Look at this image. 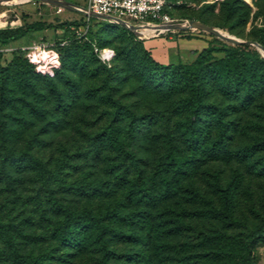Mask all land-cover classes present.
<instances>
[{
    "label": "rangeland",
    "instance_id": "374dc122",
    "mask_svg": "<svg viewBox=\"0 0 264 264\" xmlns=\"http://www.w3.org/2000/svg\"><path fill=\"white\" fill-rule=\"evenodd\" d=\"M67 1L79 6L86 4V0ZM215 1L216 4L211 5ZM221 1L183 0L186 5L174 10L173 16L190 19L204 12L208 16V23L224 33L241 40L256 41L264 47V0L256 3L243 0L250 7L245 24L224 22L219 10ZM85 20L87 17L80 11L42 0L9 5L0 3V65L6 66L12 56L22 54L25 46L35 43L54 47L59 38L71 36L73 32V37L86 35L89 38L90 35L100 38L101 43L108 34L109 48L103 49L105 51L111 48L121 50L125 45L126 37L119 26L106 27L105 21L90 18L87 31ZM63 21H75L79 27L67 33L55 27L42 31L30 30L19 40L10 38L14 29L24 28L31 23ZM131 25L142 27L134 23ZM230 25L233 26L229 28ZM105 27L108 31L100 30ZM186 31L187 36L195 32L210 36L211 45L217 48L213 53L216 58L223 57V49L231 46L205 32ZM171 32L177 33L178 30L164 33ZM148 39L141 40L142 46L145 47L144 40ZM246 46L247 50L256 51L264 58V51L259 46ZM132 47L137 50L138 45L132 43ZM66 56L68 59L70 55ZM74 62V67L65 70L68 79L77 78L80 68L89 74L88 77L84 74L79 96L65 108L60 106L59 99L69 91V83L57 77L52 84L45 86V95L38 102L47 111L45 120H61L64 129L45 133L43 126L46 121L35 117L34 125L19 137L3 139L0 136V264H179L182 256L205 250L200 241L204 235L245 237L261 225L264 219V175L248 173L245 168L248 159L237 154V149L255 135V123L262 120L264 115V97L257 99L250 108L226 117L228 129L223 144L231 152L230 159H210L188 174L173 177V156H199L179 129V117L172 111L173 105L184 93H175L166 98L148 95L139 90L137 81L133 79V62L115 60L111 68H104L88 47L74 56ZM92 72L94 74H90ZM116 105L121 107L123 113H117ZM19 108L14 111L16 116L21 113ZM107 128H113L118 133L119 145L100 143ZM212 134L215 135L216 130ZM25 147H29L41 161V172H11L8 169L6 159ZM62 158L66 160L60 176L66 183L79 180L93 182L99 178L112 181L113 175L121 173L127 184L142 185L143 194L140 199L124 195L104 199L76 194L51 180L45 181L48 170L53 169L56 160ZM235 173L241 175V182L232 219L222 221L197 214L205 209L221 208L219 195ZM163 175L168 180L169 192L173 194L160 199L158 192L163 188ZM53 201L70 209L85 208L93 214L104 213L107 207L117 202L124 209L150 211L155 222L164 221L167 226H175L178 219L180 223L174 235L161 239L163 245L159 251L150 245L130 240H107L105 256L97 245L80 253L70 251L65 254L66 251L55 247L51 237L57 219L52 211ZM9 242L15 247V252L11 250ZM183 243L190 247L188 251L179 252ZM141 251L148 256V260L143 259ZM104 257L106 261L102 263ZM250 257L252 264H264V243H254Z\"/></svg>",
    "mask_w": 264,
    "mask_h": 264
},
{
    "label": "trees",
    "instance_id": "16d2710c",
    "mask_svg": "<svg viewBox=\"0 0 264 264\" xmlns=\"http://www.w3.org/2000/svg\"><path fill=\"white\" fill-rule=\"evenodd\" d=\"M252 1L256 3L259 0ZM215 4L216 1L211 5ZM185 5L182 2L166 11L171 17H175L173 11ZM219 10L222 12L223 21L230 23L245 24L250 14L249 5L243 0H222L219 2ZM90 18L105 21L106 27L107 25L111 28L119 26L126 37V43L122 49L115 51L111 48L112 57L109 60H102L100 52L109 48L107 46L108 39H110L107 38L108 34L101 43L100 38L90 35L89 38L86 35L73 37V32L71 36L57 40L54 48L59 55V66L51 75L37 72L23 53L12 56L6 66L0 65V136L3 139L17 138L28 127L34 125L35 117L47 119V111L38 102L45 95V86L52 84L57 77L69 83V91L59 99L60 106L65 108L68 103L76 99V96H79L84 74L87 77L89 74L85 69L80 68L77 78L71 80L67 78L65 70L74 67V56L79 55L85 47H88L104 68H111L115 60L133 62V74L135 75L133 79L137 81L139 90L148 95L166 98L175 93H184L173 105L172 111L179 117L178 127L182 134L190 140L194 153H199V156H173L171 158L173 177L177 174H188L189 171L198 169L210 159H230L231 152L223 144V138L228 129L226 117L231 113L250 108L257 99L264 97V58L256 51L247 50L244 44L231 43H229L231 46L223 49L224 56L216 58L213 53L217 48L210 44L199 50L190 63L163 64L155 60L150 51L142 46V39L120 24L88 17L84 23L87 24V31ZM175 18L188 19L189 17ZM190 19L209 24L208 16L204 12ZM232 26L230 25L229 28ZM51 27L67 33L78 28L79 23L75 21L31 23L24 28L14 29L10 38L16 41L26 31H42ZM106 27L100 30L108 31ZM177 33L185 34L188 31ZM132 43L138 45L137 50L131 48ZM66 55H70L68 59ZM144 97L147 96L144 94ZM17 108L21 112L19 116L14 114ZM116 110L117 113H123L119 105H116ZM45 121L43 126L45 133L58 132L65 127L61 120L48 119ZM255 126V135L249 142L238 147L237 154L248 159L245 167L248 173L264 175V115L262 120L255 123ZM213 130H216L215 135L212 134ZM100 143L116 146L120 144V138L113 128H107L103 137L100 138ZM65 160L66 158L56 160L53 169L48 170L45 181L51 180L60 187L71 189L76 194L104 199H114L118 195L140 199L143 194L142 185L127 184L121 173L113 175L112 181L99 178L93 182L79 180L66 183L65 179L60 176ZM6 163L11 172L33 170L41 172L43 170L41 161L29 147L11 155L6 159ZM162 181L163 188L158 192L160 199L168 198L173 194L169 192L170 186L164 175ZM240 182L241 175L233 174L219 195L221 208H209L197 214L222 221L231 220L236 208V193ZM52 211L57 219L51 230V237L56 244L55 247L66 251L65 254L70 251L80 253L90 249L92 245H97L103 250L105 256L107 252L104 247L107 240L123 242L130 240L141 245H150L159 251L163 245L161 239L174 235L180 223L177 219L175 226H167L164 221L155 222L148 210L124 209L119 207L117 202L107 207L104 213L93 214L91 210L85 208L70 209L53 201ZM200 241L205 250L191 254V256H182L179 264H252L251 248L257 241L264 243V219L260 226L248 232L245 237L209 234L202 236ZM189 247L185 243L180 244L179 252L188 251ZM10 248L13 252L16 251L12 243ZM140 255L145 260L149 259L142 251ZM104 261L106 257L103 258L102 263Z\"/></svg>",
    "mask_w": 264,
    "mask_h": 264
},
{
    "label": "built area",
    "instance_id": "2783aa9c",
    "mask_svg": "<svg viewBox=\"0 0 264 264\" xmlns=\"http://www.w3.org/2000/svg\"><path fill=\"white\" fill-rule=\"evenodd\" d=\"M182 2L183 0H86V4L82 5V7L86 12L92 11L109 16L110 19L107 21L117 24L122 21L129 24H156L160 26L162 22L178 20L175 17H171L166 10L172 9L175 5ZM167 31L171 30H165L158 34ZM155 33L151 35H158ZM34 50L40 52L38 56L34 55ZM106 50V53L100 52L102 60H109L113 55L112 49ZM22 53L39 73L51 75L54 69L59 66V55L54 47L33 43L23 47Z\"/></svg>",
    "mask_w": 264,
    "mask_h": 264
},
{
    "label": "crops",
    "instance_id": "0c3cea01",
    "mask_svg": "<svg viewBox=\"0 0 264 264\" xmlns=\"http://www.w3.org/2000/svg\"><path fill=\"white\" fill-rule=\"evenodd\" d=\"M191 34V36H187V33H161L160 35L163 36H151L148 40H144V45L150 51L151 56L158 62L190 63L199 50L211 44L210 36L200 32Z\"/></svg>",
    "mask_w": 264,
    "mask_h": 264
},
{
    "label": "water",
    "instance_id": "95a60500",
    "mask_svg": "<svg viewBox=\"0 0 264 264\" xmlns=\"http://www.w3.org/2000/svg\"><path fill=\"white\" fill-rule=\"evenodd\" d=\"M1 1L2 0H0V3H1ZM42 1L54 4L56 6H59V7L68 9V10L80 11L82 14H84L85 16H88V17H96V18H100V19H104V20L110 19L109 16H104V15H101V14H98V13H95L92 11L86 12L82 6L74 4V3L69 2L67 0H42ZM120 24L122 26L126 27L128 30H130L138 38L141 36L142 39H147V38H150L151 36H154V35H141L140 32L133 29L131 24H129L127 22L120 21ZM160 26L166 28V30H171V31H175V30H178V31H186V30L202 31V32H205L209 35H212V36H214V37H216V38H218L224 42H227V43L244 44V45L253 44V45L259 46L264 51V47L261 46L256 41L238 39L237 37H235L233 35L224 33L223 31H221L220 29H218L214 25H210V24L204 23V22L196 20V19H188V20L178 19V20H175L173 22H162L160 24ZM158 33H159V31H157L155 34H158Z\"/></svg>",
    "mask_w": 264,
    "mask_h": 264
},
{
    "label": "bare ground",
    "instance_id": "6f19581e",
    "mask_svg": "<svg viewBox=\"0 0 264 264\" xmlns=\"http://www.w3.org/2000/svg\"><path fill=\"white\" fill-rule=\"evenodd\" d=\"M20 1H27V0H15V1L2 0L1 3L2 4H12V3L20 2ZM132 28L137 30L138 32H140L141 35H151L154 32H157V31L162 32V31L166 30V28L158 26L156 24H146V25H142V27H140V28H136V27L132 26ZM106 52H107V50L105 52H102V53H106ZM33 53L35 56H38L40 52L34 50Z\"/></svg>",
    "mask_w": 264,
    "mask_h": 264
}]
</instances>
